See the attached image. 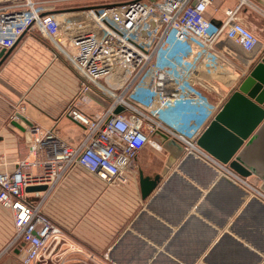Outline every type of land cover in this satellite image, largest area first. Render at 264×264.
Instances as JSON below:
<instances>
[{"label": "built area", "instance_id": "2783aa9c", "mask_svg": "<svg viewBox=\"0 0 264 264\" xmlns=\"http://www.w3.org/2000/svg\"><path fill=\"white\" fill-rule=\"evenodd\" d=\"M43 1L0 9V47H13L34 27L54 43L84 80L81 97L65 112L83 128V135L71 145L53 128L31 127L26 155L12 171L0 172V207L13 222L9 245L21 243L22 264H50L62 241L60 227L39 203L27 200L26 187L52 186L74 167L125 183L139 151L163 149L154 138L158 131L178 142L185 154L217 163L199 148L197 139L221 108L216 98L219 82L238 76L242 55L260 45L237 17L241 7L247 4L264 15L250 0L226 8L218 25L206 16L213 0H130L123 6L54 11H47ZM105 78L123 91L118 95L101 86L98 82ZM87 82L114 97L91 116L79 109L91 101ZM117 107L122 110L115 113Z\"/></svg>", "mask_w": 264, "mask_h": 264}, {"label": "crops", "instance_id": "0c3cea01", "mask_svg": "<svg viewBox=\"0 0 264 264\" xmlns=\"http://www.w3.org/2000/svg\"><path fill=\"white\" fill-rule=\"evenodd\" d=\"M24 1L0 0V9ZM251 1L264 11V0ZM53 3L43 1L47 11L69 9ZM235 5L234 0H213L206 16L219 23L224 10ZM243 6L239 20L260 45L242 55L238 76L219 82L216 98L221 107L264 51V15L255 11L261 21L253 23L247 17L253 9ZM212 8L217 9L215 15ZM80 78L35 27L19 38L0 65V172L12 171L26 155L31 127L53 128L69 144L79 142L83 128L65 112L81 97ZM86 102L79 109L90 116L105 106L94 108ZM257 147L264 150V141ZM168 156L165 149L145 147L136 154L125 183L74 167L45 191L29 192L39 198L54 194L56 205L63 202L61 213L49 210L62 231L59 254L50 264H264L262 180L253 174L239 176L227 165L183 151L165 168ZM140 171L146 176L164 172L146 198L140 193ZM12 232L11 214L0 207V264H22L21 243L9 245Z\"/></svg>", "mask_w": 264, "mask_h": 264}, {"label": "water", "instance_id": "95a60500", "mask_svg": "<svg viewBox=\"0 0 264 264\" xmlns=\"http://www.w3.org/2000/svg\"><path fill=\"white\" fill-rule=\"evenodd\" d=\"M213 23L219 24L215 21ZM150 27H153V22H150ZM141 34L145 37L146 31L143 30ZM12 48L6 53L4 48L0 51V65ZM121 110V107H117L114 111L118 113ZM154 138L169 153L165 167L167 168L175 161L176 156L181 154L183 148L160 131L155 133ZM262 141H264V51L248 75L229 93L220 110L200 133L197 145L210 157L227 165L237 175L242 177L256 175L262 180L260 190L264 192V150L263 147H257ZM163 171L151 176L139 172L142 198L148 197L156 188ZM46 189V185H35L26 187L25 191L37 192Z\"/></svg>", "mask_w": 264, "mask_h": 264}, {"label": "rangeland", "instance_id": "374dc122", "mask_svg": "<svg viewBox=\"0 0 264 264\" xmlns=\"http://www.w3.org/2000/svg\"><path fill=\"white\" fill-rule=\"evenodd\" d=\"M128 1H130V0H54L53 5H54L55 8L59 7V9L66 8V7H68V8H72V7L78 8V7L98 5V4L99 5L120 4V5L123 6ZM234 1H235L236 4L238 3L237 0H234ZM243 7H245V6H243ZM255 11H257L256 8H254L253 10H250V14H248L247 17L251 18V21L253 23L257 24L261 20L257 16L258 15L257 12H255ZM216 12H217V9L215 10V8H212V13L214 15L216 14ZM241 12L242 11H239V13L237 15V17L239 19L242 16ZM250 31H252V30H250ZM80 79H81V81H84L82 78H80ZM87 83H88V85L91 88L90 91L88 92V94L90 95V97L97 98L98 102L87 101L86 105H92L94 108H97L98 106L101 107V104H104V105L109 104L111 102V100L114 99V97H112L110 94H108L106 91H104L103 89L99 88L98 86H95L94 84H92L90 82H87ZM98 83L101 86H103L104 88L110 89L114 94H118V95L123 91V88H124V87L115 85L109 78L102 79ZM73 172L74 171H72V173ZM26 197H27V199H29L30 202H32L34 204L39 203L43 213L46 216H48L50 219H54V218H53V216L51 214H49V210L51 211L52 214H53V212L55 214L61 213V210H62V207H63L62 206L63 202H59L60 205H56V202H58V201L54 200V198H55L54 194H50V196L46 195V196H44L42 198L35 197L32 194H28ZM60 199L63 200V197L61 196Z\"/></svg>", "mask_w": 264, "mask_h": 264}, {"label": "bare ground", "instance_id": "6f19581e", "mask_svg": "<svg viewBox=\"0 0 264 264\" xmlns=\"http://www.w3.org/2000/svg\"><path fill=\"white\" fill-rule=\"evenodd\" d=\"M243 1H245V0H243ZM217 166V165H216Z\"/></svg>", "mask_w": 264, "mask_h": 264}]
</instances>
